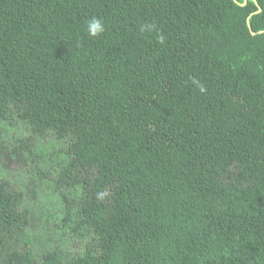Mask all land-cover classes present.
Returning <instances> with one entry per match:
<instances>
[{
  "label": "trees",
  "instance_id": "trees-1",
  "mask_svg": "<svg viewBox=\"0 0 264 264\" xmlns=\"http://www.w3.org/2000/svg\"><path fill=\"white\" fill-rule=\"evenodd\" d=\"M0 264H264V0H0Z\"/></svg>",
  "mask_w": 264,
  "mask_h": 264
},
{
  "label": "clouds",
  "instance_id": "clouds-1",
  "mask_svg": "<svg viewBox=\"0 0 264 264\" xmlns=\"http://www.w3.org/2000/svg\"><path fill=\"white\" fill-rule=\"evenodd\" d=\"M86 31L89 36L95 38L101 36L105 31V23L99 17H93L87 23ZM193 84L199 89V92L204 93L206 92L205 86L196 79H193Z\"/></svg>",
  "mask_w": 264,
  "mask_h": 264
},
{
  "label": "rangeland",
  "instance_id": "rangeland-1",
  "mask_svg": "<svg viewBox=\"0 0 264 264\" xmlns=\"http://www.w3.org/2000/svg\"><path fill=\"white\" fill-rule=\"evenodd\" d=\"M8 165H9L11 168L14 167V160L10 161V162L8 163Z\"/></svg>",
  "mask_w": 264,
  "mask_h": 264
}]
</instances>
